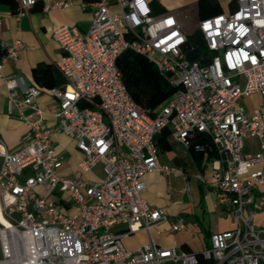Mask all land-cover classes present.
<instances>
[{
	"label": "built area",
	"instance_id": "built-area-1",
	"mask_svg": "<svg viewBox=\"0 0 264 264\" xmlns=\"http://www.w3.org/2000/svg\"><path fill=\"white\" fill-rule=\"evenodd\" d=\"M36 1L19 0L15 15ZM72 4L43 0L42 9ZM80 6L92 13L85 30L64 24L51 32L61 50L54 66L64 80L45 89L56 100L55 111L38 105L43 88L36 84L17 96L18 78L5 75L2 65L17 58L23 43L0 40L7 108L27 128L14 151L0 139V264H199L200 259L264 264V224L256 223V215L264 213V0H235L228 13L198 20L212 54L202 64L185 58L187 33L174 14L154 13L148 0H82ZM126 48L144 55L178 86L154 117L134 103L121 80L115 60ZM252 93L259 100L246 110L242 99ZM44 115L56 125H48ZM166 125L170 138L186 149L195 132L210 138L215 203L234 218L231 228L212 232L199 252L157 243L153 225L168 221L172 231H181L184 218L170 219L164 207L140 195L145 172L185 175L158 161L154 137ZM60 134L72 137L83 153L71 176L58 172L64 156L55 151L53 138ZM251 136L258 150L244 152ZM98 163L100 180L82 178ZM196 176L204 180L200 171ZM67 202L77 207L75 215L62 210ZM116 225L125 228L112 230ZM139 228L148 240L125 248L122 237Z\"/></svg>",
	"mask_w": 264,
	"mask_h": 264
},
{
	"label": "crops",
	"instance_id": "crops-1",
	"mask_svg": "<svg viewBox=\"0 0 264 264\" xmlns=\"http://www.w3.org/2000/svg\"><path fill=\"white\" fill-rule=\"evenodd\" d=\"M81 1L73 0V4L66 8L43 10V0H37L32 7L18 16L11 13L7 5L0 4V40L20 39L23 43L17 58L9 59L2 65V72L5 75H14L18 78L15 87L18 97L22 95V89L25 86L35 84L31 74L32 67L40 64H51L55 67L54 61L60 56L61 50L58 43L51 36L53 28L67 24L83 31L89 26L92 13L89 7L82 8L80 6ZM148 1L151 8H158V11H153L154 13L170 11L181 26L184 19V15L180 11L182 7L186 8L189 3H194L196 13V0ZM217 1L223 13H228L234 8L233 2L235 0ZM5 95L6 87L3 83H0V139L5 149L14 151L24 138L27 128L25 123L17 116L16 110L8 111ZM258 100L259 95L252 93L243 97L242 103L246 110H251ZM55 104L56 100L43 88L38 98V105L47 111H55ZM44 117L48 125H56V121L53 120L51 115H44ZM53 141L55 151L64 156L63 165L58 172L65 176L74 175L78 170L79 161L83 158V153L77 148L75 140L68 135L60 134L54 137ZM168 141L169 147L158 148V161L182 168L185 175L174 173L156 175L153 171L145 172L140 177L145 184L140 195L149 205L164 207L170 219L175 218L177 215L182 216L186 229L172 231L170 223L165 221L153 225L150 228L151 235L159 244H175L183 250L199 252L202 242L205 243V247L208 245L209 236L212 232L231 228L233 225L227 226L223 223L217 225L214 229L204 226V221L199 219L198 213L204 215L206 213L221 212L216 206L212 190L210 178L211 159H202L201 163L197 164L190 151L174 142L170 135ZM257 150V138L254 136L246 138L243 151L255 152ZM198 171L203 174L204 180L196 176ZM82 178L100 180L102 178L101 164L98 163L85 172ZM205 189L208 191L204 192ZM66 196H63V198L66 199ZM196 207L199 208L198 213H196ZM62 210L68 215H75L78 211L77 207L70 202L65 203ZM256 218H260L262 220L260 224H264V213L256 215ZM124 228V225H116L112 230L122 231ZM176 234L179 240L174 237ZM147 240L146 231L139 228L124 235L122 244L125 248L130 249L141 245Z\"/></svg>",
	"mask_w": 264,
	"mask_h": 264
},
{
	"label": "trees",
	"instance_id": "trees-1",
	"mask_svg": "<svg viewBox=\"0 0 264 264\" xmlns=\"http://www.w3.org/2000/svg\"><path fill=\"white\" fill-rule=\"evenodd\" d=\"M233 3L235 6V1ZM0 4L7 5L13 14L20 9L19 0H0ZM152 10L156 12L158 8L152 7ZM219 12H221V6L217 0H196L197 20ZM2 52L0 47V55ZM211 55L198 27L193 32L187 33L184 56L188 61L202 64ZM115 64L129 96L150 117H154L160 107L178 89V86L173 85L166 76L159 73L155 65L144 55L130 48L124 49L117 55ZM31 74L35 84L44 89L64 84L62 76L51 64L36 65L32 67ZM169 134L170 127L166 125L155 135L154 142L157 149L169 147ZM194 144H200L201 148L195 149ZM187 149L197 164H200L202 159L210 160L216 155L210 138L201 132L193 134ZM210 263L211 260L208 259L199 261V264Z\"/></svg>",
	"mask_w": 264,
	"mask_h": 264
},
{
	"label": "rangeland",
	"instance_id": "rangeland-1",
	"mask_svg": "<svg viewBox=\"0 0 264 264\" xmlns=\"http://www.w3.org/2000/svg\"><path fill=\"white\" fill-rule=\"evenodd\" d=\"M165 0H162V2ZM180 11L182 12V15H184V19H183V25L182 28L187 32V33H191L195 30V28L197 27L198 24V20L196 17V13H195V4L194 3H189L186 8H181ZM28 170V169H26ZM25 170V171H26ZM208 190L205 189L204 192H207ZM44 194H47V192H44ZM49 197H53L56 196L57 194L54 193H48ZM62 195L65 196L67 195L66 192H62ZM7 202L9 203V201L7 200ZM198 209L196 207V213H198ZM199 219L204 221V226L209 227L211 229H214L217 225L219 224H227V226H232L234 223V218L232 216V214L230 212H225V211H221L220 213H206L204 215H201L200 213H198ZM262 220H260V218H256V223L260 224ZM177 238V234L176 236H174ZM177 240H179L177 238ZM208 241V239H207ZM201 248L200 250L205 248V243L202 242V244L200 245ZM2 257L1 252H0V258Z\"/></svg>",
	"mask_w": 264,
	"mask_h": 264
}]
</instances>
